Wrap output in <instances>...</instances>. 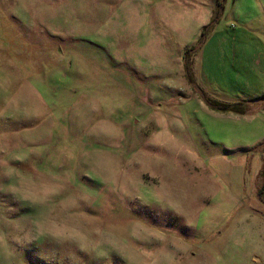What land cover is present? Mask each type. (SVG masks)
Segmentation results:
<instances>
[{"label":"rangeland","instance_id":"1","mask_svg":"<svg viewBox=\"0 0 264 264\" xmlns=\"http://www.w3.org/2000/svg\"><path fill=\"white\" fill-rule=\"evenodd\" d=\"M225 3L0 0V264H264V103L193 87L264 85V0Z\"/></svg>","mask_w":264,"mask_h":264},{"label":"crops","instance_id":"2","mask_svg":"<svg viewBox=\"0 0 264 264\" xmlns=\"http://www.w3.org/2000/svg\"><path fill=\"white\" fill-rule=\"evenodd\" d=\"M225 5H226V3H225ZM224 8H225V6H224ZM176 15L178 16V14H176ZM160 18L161 19L164 18V20L166 19L165 16L164 17L160 16ZM198 32H199V30L197 31V33ZM196 37L198 38V35ZM198 41L199 40L197 39L195 43H197ZM217 56L218 57L222 56V57L226 58V30L222 29V28H221V30H212L202 40L201 45H200V49H199L198 53L196 54L195 60H194V65L197 68V73L201 74V72H204V70H205V71H207L208 74H211V72H213V74H214L213 69H215V68L212 67L211 63L214 61V58ZM234 58H235V53H234ZM251 62L253 63V61H251ZM259 65H260V62L258 61V62H255L254 66L257 68V66H259ZM222 67H223L224 73L226 74V66L222 65ZM205 85H207V84H205ZM221 90H223V91H221ZM247 91L248 92L245 95H243V96H241V98H237L235 100L244 99V98H248V97H260V95H262L261 97H263L264 96V85L256 82L253 85L248 86ZM208 92L215 95V98L217 100H218V98H222V97L226 98V95L223 94V93H225V86H221V88H219V90H216V91L209 90ZM229 102H231V101H229ZM261 111H264V110L261 109ZM263 139H264V130H262L259 134H256V137H255V139L253 138V141L254 142L257 141V143H259ZM246 147H250V146H246ZM241 148H243V147H241ZM261 155L264 157V153L258 154V156L262 159Z\"/></svg>","mask_w":264,"mask_h":264},{"label":"trees","instance_id":"3","mask_svg":"<svg viewBox=\"0 0 264 264\" xmlns=\"http://www.w3.org/2000/svg\"><path fill=\"white\" fill-rule=\"evenodd\" d=\"M225 4V0H214V6H215V17L217 20H219V17L221 16V13L223 11ZM217 22V21H216ZM209 31V26H204L200 32L201 40H203L207 32ZM190 52V51H189ZM191 60H187L184 58V72L190 77V70H191ZM208 103L207 105L210 106L211 109L216 110L218 112L222 113H233L236 115H245L249 112L248 104L246 103L245 99H239L233 102H221V101H209L207 99ZM264 153V139L261 140L256 145L250 147L249 154L253 155L256 153ZM259 176L262 178V185L260 189L258 190V195L261 198V196L264 194V160H263V166L259 170Z\"/></svg>","mask_w":264,"mask_h":264},{"label":"water","instance_id":"4","mask_svg":"<svg viewBox=\"0 0 264 264\" xmlns=\"http://www.w3.org/2000/svg\"><path fill=\"white\" fill-rule=\"evenodd\" d=\"M201 42H199L193 50H196L200 46ZM193 87H194L195 91L197 92V94L200 96V98L207 104L208 103L207 98L205 97V95L202 92V90L198 86H196L195 84H193ZM246 103L247 104L264 103V96L263 97L252 98L250 100H247Z\"/></svg>","mask_w":264,"mask_h":264}]
</instances>
